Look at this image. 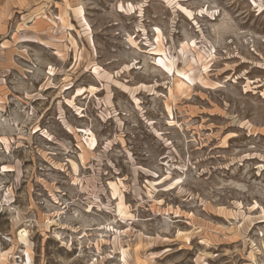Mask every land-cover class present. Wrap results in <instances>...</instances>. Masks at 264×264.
Returning <instances> with one entry per match:
<instances>
[{"label":"rangeland","instance_id":"obj_1","mask_svg":"<svg viewBox=\"0 0 264 264\" xmlns=\"http://www.w3.org/2000/svg\"><path fill=\"white\" fill-rule=\"evenodd\" d=\"M264 264V0H0V264Z\"/></svg>","mask_w":264,"mask_h":264},{"label":"bare ground","instance_id":"obj_2","mask_svg":"<svg viewBox=\"0 0 264 264\" xmlns=\"http://www.w3.org/2000/svg\"><path fill=\"white\" fill-rule=\"evenodd\" d=\"M27 264H31V261L29 260Z\"/></svg>","mask_w":264,"mask_h":264}]
</instances>
